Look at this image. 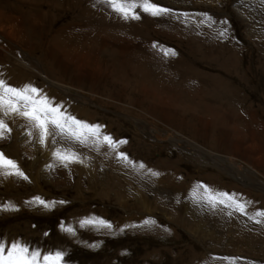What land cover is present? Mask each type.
I'll return each mask as SVG.
<instances>
[{
    "label": "rangeland",
    "instance_id": "1",
    "mask_svg": "<svg viewBox=\"0 0 264 264\" xmlns=\"http://www.w3.org/2000/svg\"><path fill=\"white\" fill-rule=\"evenodd\" d=\"M25 1L30 0H0V50L6 56L0 64V79L14 87L30 84L65 112L100 125L116 140H126L119 151L137 167L91 141L81 145L57 135L55 143L50 137L45 147L35 130L31 137L26 135L27 121L5 117L12 132L0 140V151L16 160L29 179L0 174V207L11 204L18 209L0 210V239L63 250L67 264H264V217L256 216L264 210V2L156 0L173 14L161 16V23L156 21L160 17L148 15L142 23L143 14L140 20H131L138 25L135 37L127 31L128 23L123 25L124 19L118 25L122 18L97 0ZM90 15L95 20L101 15L114 19L117 24L105 27L113 34L129 33L140 58H123L136 61L139 73L122 64L115 47L99 45L97 35L105 32L86 21ZM15 18L20 30L12 26ZM82 21L86 22L81 25ZM4 32L13 35L16 43L11 36L3 37ZM54 38L68 45L58 61L59 56L49 57ZM167 49L176 55L165 56ZM85 66L91 69L89 76L78 72L87 70ZM57 83L74 88L72 92L91 102L81 101ZM144 86L152 91L156 86L155 97L143 91ZM164 103L172 106L168 118L161 116ZM144 123L159 130L175 129L213 154L221 153V161L236 162L239 167L249 169L255 165L252 156L263 153L259 166L255 165L263 183L244 184L250 176L243 174L246 169L237 170L240 178L232 176L214 166L213 155L212 160L201 161L169 139L154 138ZM228 140L242 142L247 151L232 150ZM251 146L258 153L249 150ZM57 147L75 151L82 163L64 167L51 154ZM141 162L144 169L139 168ZM198 185L246 202L247 214L223 205L213 208ZM35 196L66 203L45 208L30 203ZM88 217L103 218L114 228H81L79 221ZM61 224L73 226L76 234L61 231Z\"/></svg>",
    "mask_w": 264,
    "mask_h": 264
},
{
    "label": "snow or ice",
    "instance_id": "2",
    "mask_svg": "<svg viewBox=\"0 0 264 264\" xmlns=\"http://www.w3.org/2000/svg\"><path fill=\"white\" fill-rule=\"evenodd\" d=\"M264 2V0H262ZM99 3L106 5L117 16L128 20H140L142 14L151 17H161L172 15L171 8L163 7L156 0H99ZM209 23H213L211 17H207ZM227 28L220 32L223 36ZM155 47V45H153ZM165 56H175L172 49L164 50ZM19 116L28 122L29 130L26 135L31 137L33 130L38 134L39 142L47 146L49 138L53 139L58 135L61 138L74 140L81 145H87L89 141L97 147H108L116 152L117 158L130 164L133 168L137 163L123 151L120 147L127 143L126 140H116L111 135L102 131L98 124H90L64 111L63 106L56 104L42 90L32 86L14 87L5 80L0 79V140L7 139L12 132L5 117ZM52 156L64 167L73 163H82L79 155L70 149L57 147L52 151ZM146 165L139 163V168L144 169ZM153 176L159 173L149 170ZM0 174L5 176H18L27 181L29 177L21 170L18 162L9 158L3 151H0ZM204 191L203 199L215 208L223 205L226 208L234 209L242 214H247V203L237 200L234 195L228 193H214L206 185H198ZM195 191V190H194ZM38 203L45 208H53L57 203L64 204L65 201H46L40 196H35L30 203ZM0 210H18L15 206L8 204L0 207ZM231 214V213H229ZM257 217H264V210L256 212ZM260 223L261 220H256ZM149 221H145L148 224ZM154 223V222H153ZM81 228L94 227L97 229L112 230L114 225L99 217L83 218L79 221ZM60 229L70 235L76 234V229L71 225L61 224ZM124 229L121 228L120 231ZM47 236L48 233H45ZM98 247V245H91ZM67 253L60 249L44 250L39 247H32L22 240L7 241L0 239V264H67ZM234 259V258H228Z\"/></svg>",
    "mask_w": 264,
    "mask_h": 264
},
{
    "label": "bare ground",
    "instance_id": "3",
    "mask_svg": "<svg viewBox=\"0 0 264 264\" xmlns=\"http://www.w3.org/2000/svg\"><path fill=\"white\" fill-rule=\"evenodd\" d=\"M31 1V0H30ZM30 1H28V2H30ZM38 1H40V0H38ZM37 1V2H38ZM47 1V0H46ZM49 1V0H48ZM75 1V0H74ZM98 2H99V0H97ZM26 2V1H25ZM28 2H26V3H28ZM32 2V1H31ZM52 2H54L53 0H52ZM52 2H51V4H52ZM69 2V1H68ZM83 2V1H82ZM49 3H50V1H49ZM78 3V2H77ZM17 4V3H16ZM30 4V3H29ZM71 4V3H70ZM101 6H102V8H105V7H107V6H105V5H102L101 3H99ZM35 5V4H34ZM37 5V4H36ZM76 5V4H75ZM27 6V5H26ZM33 6V5H32ZM51 6V5H50ZM95 6V5H94ZM30 7H31V5H30ZM35 7H37V6H35ZM75 7V6H74ZM77 7H80V6H78L77 5ZM108 8V7H107ZM106 9V8H105ZM30 10V9H29ZM33 10V9H32ZM35 10V9H34ZM36 11V10H35ZM41 11V10H40ZM108 11V10H107ZM34 12V11H33ZM7 13V12H6ZM25 13V12H24ZM32 13V12H31ZM39 13V12H38ZM111 13V12H110ZM114 13V12H113ZM2 14V13H1ZM115 14V13H114ZM11 15V14H10ZM27 15V14H26ZM29 15V14H28ZM78 15V14H77ZM86 15V14H85ZM1 16V15H0ZM39 16V15H38ZM80 16H81V13H80ZM87 16H88V14H87ZM92 16H93V13H92ZM97 16H98V14H97ZM7 17H8V15H7ZM29 17V16H28ZM43 17V16H42ZM116 17H117V15H116ZM119 17V16H118ZM5 18V17H4ZM113 18H114V16H113ZM120 18V17H119ZM143 18H144V20H142V23L144 22H146V21H148V17H146L145 15L143 16ZM150 18V17H149ZM157 18V17H156ZM155 18V19H156ZM13 19V18H12ZM85 19V18H84ZM121 19V18H120ZM119 19V20H120ZM183 19V18H182ZM11 20V19H10ZM15 20L16 21H14L13 22V24H12V26H13V28H16V29H18V30H20V28H21V24H20V22H19V20L18 19H16L15 18ZM91 21L92 23L91 24H94V25H100L99 27H97L96 29H98V30H100V31H104L105 33L104 34H98L97 36L98 37H100V44L99 45H101V46H103V45H105L106 46V48L107 47H110V48H112L113 49V47H115V52H116V57L119 59V60H121L122 61V64H125L126 66H127V68H129L130 70H131V72L133 73V74H137V73H139V71L141 70L140 68H138V63L136 62V61H133V60H131V59H125V58H123L124 57V55H126V56H128V55H130L132 58L134 57L135 58V56H138L139 58H140V54H138V53H140V50H138L137 51V49H136V45L134 44V45H131L130 44V41H129V37H130V35H129V33H127L126 35H121V36H118L117 34H113L112 32H110V31H108V29H106L105 27H108V28H112L113 27V24H117V22H114L115 20L114 19H110V20H106L105 19V16H99V17H96V20L93 18V17H91V15H90V17H87L86 18V21ZM151 20V19H150ZM2 21V20H1ZM11 21H13V20H11ZM79 21V20H78ZM85 21V22H86ZM107 21H109L108 23H107ZM124 20L122 19V20H120V21H118V25H121V23L120 22H123ZM136 21V20H135ZM156 21H157V23H161V22H163L164 20H163V18H158V19H156ZM16 22V23H15ZM85 22H81V25H83ZM88 23V22H87ZM101 23L104 25H101ZM128 23V24H127ZM0 24H1V22H0ZM78 24V23H77ZM107 24V26H105ZM125 24H127L128 25V29H127V31L128 32H130V34L132 35V36H134L135 35V37H136V33H137V31L135 32V30H136V27L138 26V25H135V24H133L132 22H131V20H128V21H126L125 20V23H123V25H125ZM10 25V24H9ZM1 26V25H0ZM4 26H6V25H4ZM10 27V26H9ZM81 27V26H80ZM86 28V27H85ZM84 28V30H83V33H84V35H86L87 36V30ZM26 29V28H25ZM114 30L113 31H115V28H113ZM1 30H3V29H1ZM9 30V29H8ZM68 31V30H67ZM91 31V30H90ZM99 31V32H100ZM139 31V30H138ZM15 32V31H14ZM24 32V31H23ZM28 32H30V30L28 31ZM4 33L5 34H7V35H4ZM2 35H3V37H8V36H11V40H13V39H15L14 37H13V35H10L9 33H6V32H4ZM25 34V33H24ZM28 34V33H27ZM89 34V33H88ZM35 35H36V33H35ZM34 35V36H35ZM95 35V34H94ZM17 36V35H16ZM22 36H23V33H22ZM21 36V38L23 39L24 37H22ZM56 36H58V35H56ZM89 36H90V34H89ZM92 36V35H91ZM33 37V36H32ZM118 37V38H117ZM119 37H120V39H119ZM8 38H10V37H8ZM67 38V37H66ZM86 38V37H85ZM21 39V40H22ZM63 39V38H62ZM65 39V38H64ZM89 39V38H88ZM87 39V40H88ZM146 39V38H145ZM10 40V41H11ZM54 40L55 41H53V42H51V44L52 45H54L53 46V48L52 47H49V49L51 50V51H49V57L51 56V57H53V59L55 58L56 59V56H59V58L57 59V61L58 60H61V59H63V56H64V54H63V51H64V53H65V49L66 48H68V45L67 44H65V43H61V42H59V41H56V38H54ZM9 41V40H8ZM7 41V42H8ZM14 41V40H13ZM65 41V40H64ZM71 41V40H70ZM115 41H116V43H115ZM85 42H86V40H85ZM84 42V43H85ZM97 42V41H96ZM9 43V42H8ZM12 43V42H11ZM15 43H16V39H15ZM117 43H121V44H117ZM140 43V42H139ZM115 44V45H114ZM12 45V44H11ZM16 45V44H15ZM84 45V44H83ZM114 45V46H113ZM155 45V44H154ZM104 46V47H105ZM62 47V48H61ZM144 47H146V46H144ZM61 48V49H60ZM111 49V50H112ZM136 49V50H135ZM93 50V49H92ZM136 51V52H135ZM142 51V53H143V55H144V57L146 56L147 57V54L146 53H144L145 51H143V50H141ZM96 53V52H95ZM71 54H69V56H70ZM119 55H122V56H119ZM152 56V55H151ZM68 58H70V57H68ZM6 59V56L4 55V53L2 52V50H0V64L1 63H3V61ZM115 59V57L113 58V60ZM64 60H68V59H64ZM70 61V60H69ZM118 61V60H117ZM120 61V62H121ZM55 62V61H54ZM63 62V61H62ZM82 62V61H81ZM119 62V61H118ZM66 63V62H65ZM82 64V63H81ZM61 66H62V68H63V65L61 64ZM152 66V65H151ZM86 67V66H85ZM87 68V67H86ZM91 68V67H90ZM97 68H99V67H97ZM146 68V67H145ZM153 68V67H152ZM138 69H140L139 71H138ZM149 69V68H148ZM166 69V68H165ZM165 69H163V67H161V71H163V70H165ZM146 70V69H145ZM154 70V69H153ZM168 70V69H167ZM97 71V70H96ZM138 71V72H137ZM155 71V70H154ZM70 72V71H69ZM78 72H79V74H82V73H85V74H87L88 76L90 75V72H91V69L90 70H88V68H87V70H82V69H79L78 70ZM88 72V73H87ZM157 72V71H156ZM160 72V71H159ZM21 73V72H20ZM108 73V72H107ZM149 73V72H148ZM163 73H165V72H163ZM200 73V72H199ZM41 74V73H40ZM167 74H169L168 72H167ZM87 75H85V76H87ZM99 76V75H98ZM97 76V77H98ZM115 76V75H114ZM168 76V75H167ZM95 78V80H98V78ZM85 78H87V77H85ZM147 81V80H146ZM142 84H143V82H142ZM57 85H59V86H61V88L62 87H66L65 88V91H68V92H71V94H75L74 92H72V91H75L74 90V88H72V87H67V86H65V85H63V84H61V83H57ZM143 85H145V84H143ZM91 86H93V85H91ZM139 86V88H140V84L138 85ZM146 86H144L142 89H143V91H150V92H148L149 93V95H152L153 97H155V88H157L156 86H155V88L153 89V91L152 90H150L149 88H145ZM177 87V86H176ZM67 88H69V90L67 89ZM181 90V89H180ZM158 91V90H157ZM78 92V91H77ZM143 93V92H142ZM145 94V93H144ZM169 95V93H165V95ZM171 94V93H170ZM76 96H77V98L79 99L80 98V100L81 101H83V102H85V103H87V102H91V99H88V98H86V97H84V96H81V95H79L78 93H76L75 94ZM179 95H180V93H179ZM174 96V94L172 95V97ZM177 96V95H176ZM175 96V97H176ZM167 97V96H166ZM165 97V98H166ZM181 97V96H180ZM161 101V100H160ZM165 102V99H162V102ZM163 108H161V110H162V115L161 116H163V117H169V110H168V108H172V106H168V105H166V103H164V105L162 106ZM172 114H173V112H172ZM156 115V114H155ZM202 119H200V121H201ZM205 120V119H204ZM223 120V119H222ZM238 120V119H237ZM168 121V120H167ZM170 121V120H169ZM175 121V120H174ZM173 121V122H174ZM177 122V121H176ZM175 122V123H176ZM168 123V122H167ZM169 125H170V123H168ZM171 125H172V123H171ZM204 125L205 126H207V125H209V122H205L204 123ZM223 125H225V124H223ZM210 127V126H209ZM144 128L146 129V131H148V132H150V134L154 137V138H160V137H164V138H166V139H169L171 142H173V143H175L176 145H178V146H180V149H182V150H185V151H188V150H190L191 152H192V154L195 156V157H197V158H199L201 161L202 160H206L207 158H209V159H211L212 160V156L211 155H213L214 157V162L216 163V164H218V165H214V166H216L217 168L218 167H221V169H223L224 171L225 170H228V172L230 173V174H232V176H237V178H240L239 176H238V173H237V170L241 173V171H245V169H246V173H243V174H250V176L249 177H245L246 179H245V181H243V183L244 184H250L251 183V181H253V182H255L256 184H257V182L258 183H263L261 180H259V174H260V170H257L256 168H255V165H257L258 164V166H259V164H260V161L258 160V159H260L261 157H262V155H263V153H262V155H261V157H259V155H258V158H256V156H257V154H254L255 156H252L253 158H251V161L253 160L254 162L253 163H255V165L253 166L252 165V167L249 165V169L248 168H245V166L244 165H242V166H238V164L235 162L234 163V165H233V163H232V161H231V163H230V161H221L220 160V158H222V156H221V153H217V154H213V153H215V152H213L211 149H207V148H205L204 146H202V144H200V143H197V141L195 142V141H193V139L191 140V139H189V138H187V137H185V136H183L182 134H180V133H178V132H175L173 129H171V130H159L155 125H151V124H147V123H144ZM223 128V127H222ZM150 129V130H149ZM219 130V129H218ZM200 131V130H199ZM205 131V130H204ZM231 132V131H230ZM230 135V134H229ZM261 135V134H260ZM256 135H255V133L253 134H251L250 135V137H255ZM192 138V137H191ZM195 140V139H194ZM220 140V139H219ZM236 141V140H235ZM228 142H230V144H231V147H232V150H235L236 152H239L238 150H243V151H247V149L248 148H246L245 146H244V144L242 143V142H233V141H229L228 140ZM249 142V141H248ZM255 142V141H254ZM251 143H253V142H251ZM249 150H252V152L253 153H258V148H256L255 150L254 149H252V146L249 148ZM262 152V151H261ZM249 153V152H248ZM226 156V155H225ZM224 157V156H223ZM238 159V158H237ZM232 160V159H231ZM236 160V159H235ZM234 161V160H233ZM239 163V162H238ZM242 163H244V162H242ZM263 163V162H262ZM261 163V164H262ZM85 168V167H84ZM89 168V167H88ZM220 170V169H219ZM234 173V174H233ZM163 175V174H162ZM244 179V178H243ZM250 186V185H249ZM252 186H253V184H252ZM263 187V186H262ZM239 198V197H238ZM247 201V200H246ZM221 212V211H220Z\"/></svg>",
    "mask_w": 264,
    "mask_h": 264
}]
</instances>
